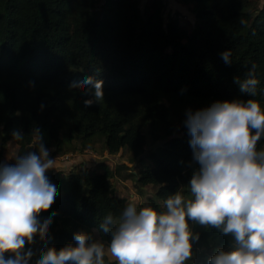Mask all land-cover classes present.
I'll return each mask as SVG.
<instances>
[{
    "label": "trees",
    "instance_id": "1",
    "mask_svg": "<svg viewBox=\"0 0 264 264\" xmlns=\"http://www.w3.org/2000/svg\"><path fill=\"white\" fill-rule=\"evenodd\" d=\"M179 1L193 4L198 24L191 32L177 12L165 23L160 19L164 0H149L144 9L140 0H104L100 11L98 0H0V163L15 129L24 133L22 141L13 139L17 154L38 152L31 147L32 130L39 128L55 155L95 138H103L110 153L130 152L136 187L154 188L141 206L160 208L176 191L186 192L193 154L186 112L252 98L237 81L253 65L259 81L254 98L264 107V3ZM226 50L230 64L221 58ZM86 77L103 81L104 99L90 106L84 102L92 95L71 87ZM258 149H264V138ZM78 167L48 174L61 177L64 193L39 217L56 213L46 241L37 236L26 245L37 253L30 264L41 249L74 243L77 231L94 238L97 232L108 242L99 225L110 213L122 214L129 201L116 191L115 170L106 163ZM192 227L200 239L186 264H208L216 249L231 244L215 229Z\"/></svg>",
    "mask_w": 264,
    "mask_h": 264
},
{
    "label": "clouds",
    "instance_id": "2",
    "mask_svg": "<svg viewBox=\"0 0 264 264\" xmlns=\"http://www.w3.org/2000/svg\"><path fill=\"white\" fill-rule=\"evenodd\" d=\"M221 58L232 63L229 50ZM255 70L253 65L237 81L252 98L218 100L186 112L193 150L189 166H196L186 192L176 191L160 208L140 206L133 197L122 214L110 213L99 225L108 242L77 231L74 243L41 249L35 264H106L105 257L109 264H186L200 239L192 224L231 237L230 246L216 249L208 264H264V149H258L264 107L254 98L259 83ZM71 87L92 95L86 106L104 99L102 80L86 77ZM12 138L22 141L24 133L15 129ZM31 148L38 153L26 151L14 163H0V264H30L37 253L26 245H34L37 236L46 241L56 215L53 211L43 221L39 218L59 194L47 175L56 161L39 128L32 130Z\"/></svg>",
    "mask_w": 264,
    "mask_h": 264
},
{
    "label": "rangeland",
    "instance_id": "3",
    "mask_svg": "<svg viewBox=\"0 0 264 264\" xmlns=\"http://www.w3.org/2000/svg\"><path fill=\"white\" fill-rule=\"evenodd\" d=\"M164 1H165V9L160 19L165 23L169 13L174 14L175 12H177L179 14V19L181 24L184 25L191 32L192 29L195 27V25L198 24V20L195 17L194 12L192 11V5H193L192 2L184 3L179 0H164ZM103 2L104 0H98V4H97L98 11H100ZM148 2L149 0H140L141 9H144L145 5ZM263 3L264 0H259L258 3L259 7H261ZM178 117H179L178 112L172 111L171 118L177 120ZM95 139L96 141L93 144L86 145L84 147H78L81 144L80 142L77 143L75 142L76 144L71 143V147L69 148L72 150L68 151L67 153L69 155H73V157L76 159L77 166L75 167H78L79 165L78 168H81L83 166L93 168L96 167V165L99 164V162L106 163L109 167L115 170V175L112 177L111 180L114 183L116 191L126 196L128 200L134 197L137 200L138 204L141 206L149 196L154 194V188L152 186H146L139 190L136 187L134 178L129 175L130 170L131 172H134L136 170L134 167L135 163L130 161V156H131L130 152H126L125 150L120 149L116 153H110L104 146L103 138H95ZM4 147L3 150L5 152L3 154L2 160H4L6 163H14L15 161L13 160V158L17 155V151H18L17 143L13 139H10V142L9 143L6 142ZM49 151H50V158H54L55 160H57L56 157H59L58 161L64 160V158H62L61 155L58 156V154L55 155L54 152L52 153V148H50ZM195 167L196 166L190 167L191 174L193 173ZM54 170L56 169L55 168L50 169L47 173ZM68 171L69 170L66 168L65 172ZM60 178L61 177H59V175L49 177L50 181L58 187L59 193H64V190L61 188L63 182L60 181ZM209 235L210 234L206 236ZM96 238L100 239L97 232H96Z\"/></svg>",
    "mask_w": 264,
    "mask_h": 264
},
{
    "label": "crops",
    "instance_id": "4",
    "mask_svg": "<svg viewBox=\"0 0 264 264\" xmlns=\"http://www.w3.org/2000/svg\"><path fill=\"white\" fill-rule=\"evenodd\" d=\"M10 142V140H8L7 141V143H9ZM11 145V144H10ZM5 148V147H4ZM14 148H15V146H14ZM3 152H5L4 150H3ZM59 156V155H58ZM57 158V160H55L56 161V170H54V171H51V172H49V173H47V175L48 174H50V173H55V172H63V173H67V172H65L66 171V168L70 171L71 169H73L75 166H77V161H76V159L74 158V157H69V158H64V160L63 161H58V158L59 157H56ZM4 159V158H3ZM54 159V158H53ZM58 161V162H57ZM2 163H6L4 160H2ZM58 164V165H57ZM65 184H66V182H65Z\"/></svg>",
    "mask_w": 264,
    "mask_h": 264
},
{
    "label": "built area",
    "instance_id": "5",
    "mask_svg": "<svg viewBox=\"0 0 264 264\" xmlns=\"http://www.w3.org/2000/svg\"><path fill=\"white\" fill-rule=\"evenodd\" d=\"M70 157V155H68V154H65L64 156H63V158H69Z\"/></svg>",
    "mask_w": 264,
    "mask_h": 264
}]
</instances>
